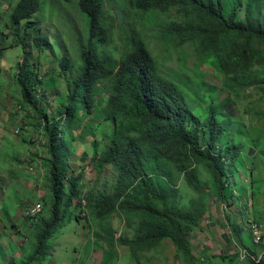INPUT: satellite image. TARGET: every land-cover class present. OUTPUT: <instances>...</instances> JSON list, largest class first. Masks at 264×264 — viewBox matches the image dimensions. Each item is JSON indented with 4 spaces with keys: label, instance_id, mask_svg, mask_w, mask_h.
<instances>
[{
    "label": "trees",
    "instance_id": "1",
    "mask_svg": "<svg viewBox=\"0 0 264 264\" xmlns=\"http://www.w3.org/2000/svg\"><path fill=\"white\" fill-rule=\"evenodd\" d=\"M5 3L10 14H0V19L12 28L14 44L10 47H21L24 56L19 70L21 94L24 102L40 111L34 82L38 76L30 68L28 48L31 41L39 49L49 43L41 24L31 22L41 12L43 1ZM240 4L245 0L75 1L86 21V38L80 43V65L72 66L68 59L64 63V70L71 71L66 101L58 115L45 124L50 218L43 219L37 228L35 250L23 264H34L50 252L49 238L62 226L72 200L80 196L83 187V173L71 177L66 172L68 155L74 152V143L85 142L86 134L102 120L113 122L114 136L103 154L98 153L97 141H92V158L97 171L111 165L116 181L111 194L101 193L94 199L96 212L107 217L118 210L129 225L135 224L133 237L121 239L134 255L139 249L171 239L188 261L205 263L195 258L188 237L204 209L197 200H192L190 207L174 203L167 192L171 188L169 179L175 167L184 174L187 184L204 197L205 183L196 169L197 165L203 166L219 194L224 195L230 166L213 149L231 121L228 117L222 119L220 114L227 112L200 93L216 86L196 78L184 83L185 77L178 72L163 76L148 39L137 28L147 23L154 25L160 16L176 11L180 20L164 25V38L177 47L191 46L198 56L216 55L228 78L224 88L238 91L264 73V53L256 46L264 44V0H248L243 17ZM122 23L126 24L132 44L117 60L109 48L116 27ZM3 51L0 50V59ZM201 99L207 103L208 112L203 120L206 142L202 146L198 140L200 126L190 125ZM229 150L234 151V146ZM238 257L224 259L235 261ZM247 264H264V257L258 262L248 258Z\"/></svg>",
    "mask_w": 264,
    "mask_h": 264
},
{
    "label": "rangeland",
    "instance_id": "2",
    "mask_svg": "<svg viewBox=\"0 0 264 264\" xmlns=\"http://www.w3.org/2000/svg\"><path fill=\"white\" fill-rule=\"evenodd\" d=\"M5 1L0 0L2 16L10 14ZM42 1L41 12L31 22L41 24L49 43L39 49L31 41L28 48L30 68L38 76L34 82L40 111L24 102L19 81L23 51L21 47H10L14 44L12 28L0 19V50H4L0 59V264H23L35 250L37 228L50 218L45 124L58 115L66 101L71 71L64 70V63L68 59L72 66L80 65V43L86 38V21L75 6L76 0ZM247 4L248 0L240 4L242 17ZM178 20L177 12L172 11L160 16L154 25H139L137 30L148 39L163 76L178 72L185 77L184 83L196 78L217 87L200 93L227 112L220 114L222 119L228 117L231 121L213 149L223 155L230 170L224 195L219 194L210 174L199 165L196 169L205 183L204 197L187 184L184 174L175 167L171 169V188L167 192L174 203L190 207L191 201L197 200L204 209L199 224L188 234L195 258L205 261L196 264H247L248 258L258 262L264 257V73L238 91L225 89L227 74L216 55L198 56L191 46L177 47L164 38V25ZM130 38L125 23L116 27L109 48L115 59L120 60L124 48L132 44ZM256 46L264 53V44ZM205 100L198 102L190 122L200 126L201 146L206 142ZM93 128L86 134L87 140L76 141L74 152L68 155V175L83 173L80 196L72 200L62 226L49 238L48 255L34 264H194L171 239L139 249L134 255L121 239L133 237L135 224L129 225L118 210L107 217L96 212L94 199L114 191L116 172L111 165L97 171L92 158V141H97L98 153L103 154L114 136L113 122L98 121ZM230 146L235 150L227 151ZM37 204H41L42 211L34 216L31 210ZM253 225L259 228L257 237L252 232ZM237 255L235 261L224 259Z\"/></svg>",
    "mask_w": 264,
    "mask_h": 264
},
{
    "label": "built area",
    "instance_id": "3",
    "mask_svg": "<svg viewBox=\"0 0 264 264\" xmlns=\"http://www.w3.org/2000/svg\"><path fill=\"white\" fill-rule=\"evenodd\" d=\"M41 210H42V206H41V204H37V205L31 210V214H32V215H36V214H38ZM207 222L209 223L210 220H209V221L207 220ZM252 232L254 233V235H255L256 237L259 235V228H258L257 225H253V226H252ZM256 240H257V239H256Z\"/></svg>",
    "mask_w": 264,
    "mask_h": 264
}]
</instances>
